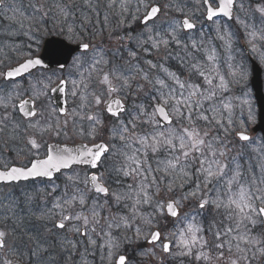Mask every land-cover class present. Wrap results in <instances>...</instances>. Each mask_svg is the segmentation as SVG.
<instances>
[{
	"label": "snow or ice",
	"instance_id": "6c2138e0",
	"mask_svg": "<svg viewBox=\"0 0 264 264\" xmlns=\"http://www.w3.org/2000/svg\"><path fill=\"white\" fill-rule=\"evenodd\" d=\"M15 5L0 0V36L27 37L24 44L0 41L7 85L0 88V152L14 151L26 163L0 168V185L46 180L56 195L32 213L44 234L25 233V252L10 244L14 230L0 229V264H21L24 255L28 264H95L97 257L99 264H164L161 254L187 258L181 264H264V158L257 175L229 156L257 143L264 152V142L234 119L237 107L255 119L249 94L227 95L245 85L249 67L243 54L239 62L229 55L222 71L216 48L203 39L206 20L231 52L233 34L217 18L233 20L243 26L251 59L264 67V0L254 9L261 26L251 30L235 14L246 11L244 0H196L191 15L159 0H29L28 15ZM45 32L65 39L48 51L60 72L40 71L48 65L33 48ZM49 93L62 94L65 105L71 98L73 107H37ZM53 136L79 143L45 139ZM81 166L95 171L81 176ZM56 174L67 181L62 192ZM42 192L21 195L30 205ZM186 205L191 213L181 212ZM205 213L221 219L205 227L198 220ZM169 219L185 226L169 233L161 227Z\"/></svg>",
	"mask_w": 264,
	"mask_h": 264
},
{
	"label": "flooded vegetation",
	"instance_id": "af4514ba",
	"mask_svg": "<svg viewBox=\"0 0 264 264\" xmlns=\"http://www.w3.org/2000/svg\"><path fill=\"white\" fill-rule=\"evenodd\" d=\"M248 5L251 4V8L254 10L255 4L257 1L255 0H245ZM258 4V3H257ZM237 15L241 17L242 20L245 21L249 26H254L256 28H259L261 26V18L259 17V14L252 13V14H246L243 15L239 12V10L236 11ZM230 27L238 33V36H240V31L243 30V26L240 24H236L234 21L230 23ZM251 30V29H250ZM56 37L63 38L61 35H57L55 33ZM0 39L3 40L4 38L0 36ZM41 49V48H40ZM243 50H246L245 47H242ZM41 51V50H40ZM39 51V52H40ZM38 52V53H39ZM71 66L68 68L67 71H71ZM43 71V70H40ZM56 72H59L57 70H53ZM65 71V72H67ZM51 74L52 71H45ZM264 76V71H263ZM0 88H5L7 90V85H4L2 81H0ZM51 93H49L48 97L42 98L40 101L37 102V107L41 106H51L55 107L52 98L50 96ZM21 98H27L21 97ZM69 102V101H68ZM69 109V107H68ZM70 110V109H69ZM47 113H45V116ZM44 117H41L43 120ZM106 118V117H105ZM63 119V117H61ZM45 139L49 140L50 143H57L59 142L61 146H64L65 144L75 146L79 143V140L77 142L75 141V137L72 138H64V137H45ZM104 139H107L106 137ZM0 148H2V145H0ZM41 155H43V149L41 150ZM26 163V159L24 156H17L16 153L9 152L7 149H3L2 152H0V168H3L5 165H13L17 166L20 164ZM88 171L86 169H82L81 172ZM65 172L66 174L70 173ZM62 177V178H60ZM63 177L65 176H59L55 179V183L59 185V192H62L64 189V185L67 183L63 182ZM47 181H30V182H20L19 184H13V185H0V229L6 228L9 232H13L14 230V237L10 239V244L14 243L16 246V249L21 252H25L28 246H31V242L28 240V235H37V234H44V224L42 221L37 220L35 215H32V213L39 214L42 210V205L45 203V198L47 201H51L52 197L56 195L55 193H51L50 187L47 186ZM82 187V185H81ZM37 188L44 189V192L40 193L36 196V199L33 200V202L30 205L25 204V198L21 195V192L26 193H35V190ZM71 189H69V192ZM45 193H50L45 197ZM19 198L20 203L18 206L15 207L14 213L12 211H9L8 205H11L14 200ZM50 206V203H49ZM11 217V219H5V217ZM22 218V219H19ZM19 223L20 227H16V224ZM51 251V249H50ZM2 255V253H0ZM47 253H45V256ZM12 259H15L16 257H11ZM30 257L27 255H24L23 260L21 264H28ZM95 264H99V258L97 257L95 260Z\"/></svg>",
	"mask_w": 264,
	"mask_h": 264
},
{
	"label": "rangeland",
	"instance_id": "374dc122",
	"mask_svg": "<svg viewBox=\"0 0 264 264\" xmlns=\"http://www.w3.org/2000/svg\"><path fill=\"white\" fill-rule=\"evenodd\" d=\"M255 1H257V3L260 2V0H255ZM25 2H27V0H16V5L15 6L20 8V10L23 11L25 15H28L29 12H30V9H28V7H27L28 3L25 4ZM159 2L162 5L165 4V3H169V2L180 3V4L185 6V11H187L189 15H191L195 11V9L197 7L196 0H159ZM244 2H245V6H246V11L245 12H240V13L243 14V15L254 13V10L251 11V12L247 11L248 3L245 0H244ZM257 3L255 4V7H256ZM255 7H254V9H255ZM196 14L200 15V13H196ZM9 15H11V13H9ZM174 15H178V14L174 13ZM111 20H112V18L110 17V21ZM221 24L225 25L226 23L221 22ZM135 25L136 24H134L133 26H135ZM199 27H200V25H198V28ZM250 29H251V26H250ZM227 30L234 35V31H231L230 28L228 27V25H227ZM203 32H204L203 39H205V36L207 34H213L214 35L215 42H210L208 47H215L216 48L217 54H218V59H219V64L221 66V69L223 67L222 71L226 72L227 71V63L230 62V61H228V57H229V55L232 56V51L231 52L226 51L224 46H223V44H222V42L219 39L216 38L215 25L208 24L205 21H203ZM243 32H244V30H243ZM2 37L4 39L3 40L0 39V41H5V42H9V43L14 41L15 43L24 44L26 42L25 40H27V37H24V36H17V37L12 38L11 40H8L4 36H2ZM193 37L196 38L197 40L201 39L199 33H196V34L194 33ZM20 40H23V41H20ZM233 40H234V43H233V47H234L237 40L234 37H233ZM97 42H99V41H97ZM35 50H37V48H33V51H35ZM10 55H13L12 63H15V59L16 58H15L14 54H10ZM141 55L142 56H148L147 53H142ZM153 57H156L157 59H159V57H157L155 55H152L149 58L152 59ZM235 61L237 62V59H235ZM248 67H249V64H248ZM249 72H250V76H249V79L246 81L245 85H247L249 83V80L251 78L250 67H249ZM244 86H234V87H244ZM246 92L249 94V98L251 100L252 112L254 113L255 119L254 120H249L248 119V109H247V107H245L243 109L237 107L236 110H235V113H234V119L236 121H238V122L239 121H244L245 124H246L247 130H248V133H249L250 128L257 122V113L258 112H257L256 104H255V101H254V97H253V95L251 93V89L249 88V85H247ZM233 96H235V97H243L244 95H240V96L233 95ZM77 140H79V137H75V141L76 142H77ZM253 140L258 141V142H264L261 135L255 136ZM253 149H255V151ZM240 151H241L240 148L237 146V147H235L232 150V152L229 153V156H236L240 163H241L242 160H244L245 161V167H243V165H242L243 163H241V165H242V167L245 170L248 169V167L250 165L254 166V171L258 175L259 174V168L255 167V166L257 165L258 160L264 158V152L261 151L260 143L253 144L251 148H245L244 149V154L242 156L239 155ZM252 157H254V160H251ZM64 180H66L65 177H64ZM128 182L130 183L131 181H128ZM165 198H167V197H165ZM145 208H146V211H151V209L148 208L147 206H145ZM192 211H193V209L191 207H188L187 205H186V207L184 209L181 210L182 213H191ZM206 214L207 213H205L203 216H205ZM218 217H220V216H217V218ZM181 220H183V215L181 216ZM198 220H200V222H201V217H198ZM184 226L185 225L183 223H177L174 220H170L169 219L167 225H163L162 224L161 227L163 229H165L167 232L170 233V232L174 231L176 228H178V227L182 228ZM158 251H159V249H158ZM161 257L164 259L165 262L167 260H170L171 262H176L177 264H181L182 260L187 259V258H179L178 257L175 260H172V259H169L166 256H164V254H161Z\"/></svg>",
	"mask_w": 264,
	"mask_h": 264
},
{
	"label": "water",
	"instance_id": "95a60500",
	"mask_svg": "<svg viewBox=\"0 0 264 264\" xmlns=\"http://www.w3.org/2000/svg\"><path fill=\"white\" fill-rule=\"evenodd\" d=\"M59 42V43H58ZM64 42L62 41H58L57 39H50L47 40L46 44H45V49H44V53L42 58L44 59V62L48 65L47 68H53V67H60L58 64L55 63H50L48 60V51L60 44H63ZM70 48H75V47H70ZM71 58L68 59L67 63H69ZM255 78L253 80V84L254 87L256 89L257 92V99H258V103L260 106V117H259V124L254 128V132L258 133V132H262L264 135V95L262 93V83H261V75H260V71L256 68L255 69ZM56 103H61V101L56 98Z\"/></svg>",
	"mask_w": 264,
	"mask_h": 264
},
{
	"label": "trees",
	"instance_id": "16d2710c",
	"mask_svg": "<svg viewBox=\"0 0 264 264\" xmlns=\"http://www.w3.org/2000/svg\"><path fill=\"white\" fill-rule=\"evenodd\" d=\"M101 20H102V17H101ZM168 66L171 68V70H176L177 69V64H176V62H174V61H171L169 64H168ZM211 215V214H210ZM204 220L205 221H207V222H211L212 220H209L208 221V218H204ZM205 221H204V224H205V227L207 226V224L205 223Z\"/></svg>",
	"mask_w": 264,
	"mask_h": 264
}]
</instances>
